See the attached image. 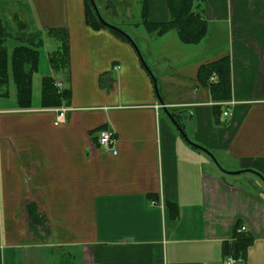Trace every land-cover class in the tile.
Listing matches in <instances>:
<instances>
[{
  "label": "crops",
  "instance_id": "obj_1",
  "mask_svg": "<svg viewBox=\"0 0 264 264\" xmlns=\"http://www.w3.org/2000/svg\"><path fill=\"white\" fill-rule=\"evenodd\" d=\"M165 1L146 0L150 23L168 20ZM84 4L0 0V264H222L238 226L252 238L244 264H264V183L247 172L264 178V0H203L197 45L136 26L132 42L161 104L130 43L88 26ZM59 29L64 69L49 58ZM35 35L42 44L23 107L11 59L38 44ZM225 57L234 104L218 122L199 76ZM44 79L57 93L62 83L68 102H44ZM59 109L68 111L56 125ZM100 130L114 133L116 156L97 146Z\"/></svg>",
  "mask_w": 264,
  "mask_h": 264
},
{
  "label": "trees",
  "instance_id": "obj_2",
  "mask_svg": "<svg viewBox=\"0 0 264 264\" xmlns=\"http://www.w3.org/2000/svg\"><path fill=\"white\" fill-rule=\"evenodd\" d=\"M85 2V15L86 24L92 29H102L111 32L118 39L123 42L127 40L118 32L108 29L95 17V12L91 6L92 13L89 11V6L87 5L89 0H84ZM88 2V3H87ZM167 3V15L168 20L163 23H150L148 20V5L146 0L140 1L141 12H140V23H136L135 26H141L146 33L154 38H161L169 32H175L178 40L184 45H197L205 37L207 31V22L203 17L202 3L203 0H166ZM1 20V19H0ZM107 21V20H106ZM108 22V21H107ZM113 25V24H112ZM115 26V25H113ZM119 29V26L115 28ZM122 30V29H120ZM123 31V30H122ZM2 22L0 21V94L4 95V88L7 84V76L4 73L6 69V48L5 42L7 39V34ZM50 35L58 42H60V47L58 50L50 55V63L53 67L57 69H64L67 61V35L64 30H53L50 31ZM38 40V44L33 45V47L22 46L16 48L12 53V66L14 69L13 78L15 85L17 86L18 94L17 98L21 106L27 107L30 101V80L31 76L37 68L38 61V49L41 47L42 39L39 35H35ZM128 43V42H127ZM228 57L222 58L217 62L207 64L202 66L200 69V82L207 86L213 98V116L218 121L220 117H223V108L220 103H227L230 100V65L228 64ZM213 78V81H210ZM208 82V84H206ZM51 79H44L42 84V99L44 102L52 101L55 98L56 105H61L62 102L67 101V91L62 90L57 93L54 91L51 84ZM66 105V104H65ZM63 105V106H65ZM224 120V119H223ZM219 122V121H218ZM238 228L235 230L234 238L235 240L230 243V245L225 244L226 253L234 258H242L245 260V254L251 245L252 238L245 233H238Z\"/></svg>",
  "mask_w": 264,
  "mask_h": 264
},
{
  "label": "rangeland",
  "instance_id": "obj_3",
  "mask_svg": "<svg viewBox=\"0 0 264 264\" xmlns=\"http://www.w3.org/2000/svg\"><path fill=\"white\" fill-rule=\"evenodd\" d=\"M98 1L101 4L100 5L95 4V5H97L101 17L107 20L110 24L119 26V29H122L133 40V38H135L136 35L135 24L139 21V16H138L140 9V5L138 3L139 0H98ZM87 5L89 6V11H91L92 13L91 6L89 5V3ZM48 41L50 42L52 40H48ZM50 48L52 47H49V49ZM53 50H55V48ZM217 161L219 162V164H221L219 157ZM222 168L225 170L224 167Z\"/></svg>",
  "mask_w": 264,
  "mask_h": 264
},
{
  "label": "built area",
  "instance_id": "obj_4",
  "mask_svg": "<svg viewBox=\"0 0 264 264\" xmlns=\"http://www.w3.org/2000/svg\"><path fill=\"white\" fill-rule=\"evenodd\" d=\"M213 81V78L211 79ZM55 88L57 89L58 92H61L63 90V85L60 82H54L53 83ZM234 103L232 102H227L224 103L223 105V119L228 120L231 117V109L230 106H232ZM68 111V109H59L57 111V117L55 120L56 125L59 123H62V121L65 118V113ZM98 133V147L103 150L104 152L111 153L113 156L117 155V140L114 135V133L108 131V130H100ZM244 227H240L238 229V233L245 232ZM244 260L242 258H234V257H227L224 259L222 264H244Z\"/></svg>",
  "mask_w": 264,
  "mask_h": 264
},
{
  "label": "water",
  "instance_id": "obj_5",
  "mask_svg": "<svg viewBox=\"0 0 264 264\" xmlns=\"http://www.w3.org/2000/svg\"><path fill=\"white\" fill-rule=\"evenodd\" d=\"M89 4L92 6L94 12H95V17L98 19V21H100L104 26H106L108 29H111V30H114L116 32H118L119 34H121L126 40L128 43H130V46L133 48V50L135 51V55L138 56L139 58V61L140 63L142 64V67H144V69L147 71L148 75L151 77V80L154 79V77L152 76V74L150 73V71L148 70L147 67H145V64L143 62V59L141 57V54H139V50H138V47L136 46V44L134 42H132V39L122 30L118 29L117 27L115 28V26H113L112 24H110L109 22H107L105 19H103L98 11V7L97 5H95V1L94 0H89ZM154 81V80H153ZM154 88H155V93H156V97L158 98V101L159 103H163L160 96L158 95V92L157 91V87H156V82L154 81ZM163 106V105H162ZM167 114V113H166ZM168 115V119L171 121L172 125L175 127V130L178 131V133L184 138V140H186L187 143H189L191 146L197 148L198 150H201L203 152L206 153V151H204L203 148L199 147V146H196L192 143L189 142V140L187 139L186 135H185V132L182 130V127L178 124V122L174 119L173 115ZM213 163L216 165L215 167H217L220 171H222L223 173H227V174H235V173H228L226 172L225 170H223L220 165L217 163V161L214 159V157L210 156ZM247 172H250V173H253L255 174L258 178H260L262 180V182L264 183V178H262V176L258 173H254L252 171H247Z\"/></svg>",
  "mask_w": 264,
  "mask_h": 264
},
{
  "label": "flooded vegetation",
  "instance_id": "obj_6",
  "mask_svg": "<svg viewBox=\"0 0 264 264\" xmlns=\"http://www.w3.org/2000/svg\"><path fill=\"white\" fill-rule=\"evenodd\" d=\"M96 4L100 5L101 3L98 0H94ZM97 1V2H96Z\"/></svg>",
  "mask_w": 264,
  "mask_h": 264
}]
</instances>
